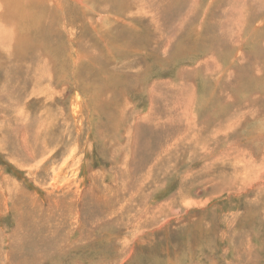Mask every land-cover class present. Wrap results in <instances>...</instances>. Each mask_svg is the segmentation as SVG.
Masks as SVG:
<instances>
[{"label":"rangeland","instance_id":"rangeland-1","mask_svg":"<svg viewBox=\"0 0 264 264\" xmlns=\"http://www.w3.org/2000/svg\"><path fill=\"white\" fill-rule=\"evenodd\" d=\"M185 1L162 29L167 0L106 6L116 56L72 0L5 35L0 264H264V0Z\"/></svg>","mask_w":264,"mask_h":264},{"label":"bare ground","instance_id":"bare-ground-1","mask_svg":"<svg viewBox=\"0 0 264 264\" xmlns=\"http://www.w3.org/2000/svg\"><path fill=\"white\" fill-rule=\"evenodd\" d=\"M2 0H0V5H1V3L3 2H1ZM8 1H10V0H8ZM64 1V0H63ZM62 0H17V2L16 3H14V5L17 7H14L13 9L14 10H12L11 9V11L9 10V12L6 14V16H4L3 14H0V19H2V20H4L5 19V24H4V26H3V28H0V35H1V38H0V46H2V44H5L6 46L8 45L9 46V44H15L16 42H18V40H20V37L18 38V34H16V36H17V40H15L14 39V41H13V38H11V40H9L5 35H8V33H11V36H13V35H15V32H14V29L20 34V31H22V30H30V29H32L31 27L32 26H36L37 28H38V26H40V24H42L41 23V21H42V19H44V21H43V23L44 22H46V24L48 23V20H49V16H47V15H45V12H44V7H49V6H51V7H57L58 9H60V11L63 13L64 11H65V4H64V2H63ZM74 3H76L77 5H79L80 7H84V9H85V11H87V12H91V13H95V14H97V15H99L100 17H99V24H98V31L100 32H103V34H99V38L103 41V48L105 49V51H108L110 54H112L113 56H116L115 54H114V51H113V48H112V41L110 40V39H105V38H103L104 37V35H107V34H109V32H111L112 30H113V26H112V22H113V20H112V17H111V15H110V13H108V12H103V10L105 9V7L106 6H108L109 4H113V3H115L116 2V4H120L119 2H118V0H113V1H108V0H102V2L100 3V5L99 4H96L93 0H91L92 2H90V0H72ZM184 1V0H183ZM182 0H167V5H162V7H161V10H160V12H159V16H158V18H156L157 16H155V18L154 17H152V19H153V21L156 23L157 21H158V19H159V22H157L158 24H159V26H160V28L163 26V25H170V26H172L173 24H175L176 22L173 20H171V16L172 15H174L176 12H175V10L173 9V7H175V5L177 6L176 8H178V7H181V8H178V9H180V10H178V12H179V15H178V17H177V19H182L183 18V15H182V13L184 12V10H185V5L187 6V3H186V1H185V3L183 2ZM256 1V2H255ZM259 0H254V2H255V4L258 2ZM207 2H208V0H207ZM216 2V1H215ZM254 2H252V4L254 3ZM210 3H212V0H210ZM210 3H208V4H210ZM228 3V2H227ZM232 3V2H231ZM230 3V4H231ZM251 4V5H252ZM254 4V5H255ZM7 6H8V4H7ZM13 6V5H12ZM209 6H211V5H209ZM42 8H43V10H42ZM49 9V8H48ZM158 10V9H157ZM156 10V11H157ZM84 12V11H83ZM149 15V14H148ZM155 15H157L156 14V12H155ZM63 17L65 16V14L64 15H62ZM67 16V15H66ZM175 16H176V14H175ZM6 17V18H5ZM205 18H206V15H204V16H202V20H203V22H205L204 20H205ZM122 18L120 17V20H121ZM176 19V18H175ZM193 19V18H192ZM196 19V18H195ZM157 20V21H156ZM201 20V21H202ZM72 21H74V20H72ZM76 21V20H75ZM177 21V20H176ZM191 21V20H190ZM198 21V20H197ZM178 22V21H177ZM16 23H17V26H16ZM194 23H196L195 21H194ZM202 23V22H201ZM129 24L131 25V28L132 27H136L137 26V23H135L134 21H130L129 22ZM158 24H157V26H158ZM177 24V23H176ZM175 24V25H176ZM185 24V23H184ZM204 24V23H203ZM8 25V26H7ZM12 25V26H11ZM49 26H50V24H48ZM139 25V24H138ZM193 25V24H192ZM202 25V24H201ZM129 26V25H128ZM169 26V27H170ZM191 26V25H190ZM200 26V25H199ZM35 27V28H36ZM41 27V26H40ZM202 27V26H201ZM257 26H255V28H256ZM14 28V29H13ZM62 28L65 30V28H64V26H62ZM74 28V27H73ZM79 28H81V29H84L85 27L84 26H81L80 25V27ZM159 28V29H160ZM166 28V27H165ZM11 29V30H10ZM52 29V28H51ZM162 29V28H161ZM161 29L159 30V34L160 35H162L161 34ZM197 29V28H196ZM133 30V29H132ZM169 30V29H168ZM2 31H3V34H4V36L7 38V39H5L4 37H3V35H2ZM31 31V30H30ZM137 31V30H136ZM192 31V30H191ZM199 32V31H198ZM33 35V34H32ZM76 35H77V32L76 31H74V32H71L70 34H69V36H68V38H69V42H70V44L71 45H74V43H79V44H82L84 41L86 42V44L84 45V56H86V57H91V55L92 56H94V57H96L97 55H98V52H97V44H93V43H91L92 41L90 40V39H88V38H86L85 37V39H84V37H81L80 38V40L78 39L77 40V38H76ZM164 35V34H163ZM14 37V36H13ZM160 37H162V36H160ZM127 39V38H126ZM125 39V40H126ZM172 39V38H171ZM226 43V42H225ZM88 44V45H87ZM231 44V43H230ZM99 47V46H98ZM127 47H128V45H127ZM129 47H130V45H129ZM3 47H1V49H2ZM5 48V47H4ZM14 48V47H13ZM103 50V49H102ZM168 50V49H167ZM14 51H16V50H14ZM13 50L11 51L12 53L14 52ZM169 51V50H168ZM15 54V53H14ZM96 55V56H95ZM24 56H26V55H24ZM28 56V55H27ZM72 56V55H71ZM18 57V56H17ZM34 58V57H33ZM32 58V59H33ZM81 58H82V55H81V53H79V52H76V54L74 55V56H72V60L74 61V63H75V65H77L78 63H79V61H81ZM28 59V58H27ZM30 59V58H29ZM1 60V59H0ZM17 60V59H16ZM25 60V59H24ZM23 60V61H24ZM23 61H21V62H23ZM28 61V60H27ZM26 61V62H27ZM205 61V60H204ZM30 62V61H29ZM206 62V61H205ZM25 64H27V63H25ZM31 64H34L35 65V63H31ZM196 64H198V63H196ZM22 65V64H21ZM23 65H24V62H23ZM22 65V66H23ZM28 65V70H29V68L31 69V67H29L30 66V63L29 64H27ZM39 65H40V63H39ZM21 66V67H22ZM201 66V65H200ZM21 67H19V68H21ZM24 67V66H23ZM27 67V66H26ZM197 67V66H196ZM18 68V69H19ZM34 68V67H33ZM32 68V69H33ZM38 68V67H37ZM39 68H41V67H39ZM38 68V69H39ZM26 68L24 67V69H21L22 71L21 72H23V70H25ZM37 69V70H38ZM42 69V68H41ZM36 70V71H37ZM40 70V69H39ZM199 70V69H198ZM211 70V69H210ZM31 71V74H32V70H30ZM179 71V70H178ZM181 71H182V69H181ZM18 72V71H17ZM16 72V73H17ZM24 72H26V71H24ZM40 72H41V70H40ZM46 71H44V73H45ZM202 72H203V70H202ZM209 72V71H208ZM9 73V72H8ZM20 73V72H19ZM28 75H31L30 74V72L28 71ZM35 73H37V72H34V74ZM179 73V72H178ZM181 73V72H180ZM15 74V73H14ZM13 74V75H14ZM22 74V73H21ZM25 75H23V76H26V73H24ZM34 74H33V76H34ZM46 74H47V72H46ZM204 74V73H203ZM17 75V74H16ZM15 75V76H16ZM42 75H44V74H42ZM183 75V74H182ZM186 75V74H185ZM202 75V74H201ZM205 75V74H204ZM6 76V75H5ZM11 76V75H10ZM19 77V76H18ZM21 77V76H20ZM35 77H38V76H35ZM30 78V77H29ZM44 78V77H43ZM8 79V78H7ZM25 79H26V77H25ZM32 79H34V78H32ZM31 79V80H32ZM36 79V78H35ZM188 79V78H187ZM9 80V79H8ZM15 80V79H14ZM27 80H28V78H27ZM169 80V79H168ZM167 80V81H168ZM4 81V80H3ZM3 81H2V83H3ZM5 81H6V79H5ZM26 81V80H25ZM46 81V80H45ZM161 81V80H160ZM160 81H158V82H160ZM164 81V80H163ZM178 81V80H177ZM33 82H34V80H33ZM32 82V83H33ZM41 82H42V80H41ZM176 82V81H175ZM165 83V82H164ZM6 84V83H5ZM28 84L31 86L32 84H30L29 82H28ZM16 85V84H15ZM36 85V84H35ZM35 85H33V86H35ZM40 85H42V84H40ZM159 86H160V84H159ZM42 87V86H41ZM171 87V86H170ZM174 86H172V88H173ZM182 87V86H181ZM185 87V86H184ZM171 88V89H172ZM177 88V87H176ZM33 89V88H32ZM162 89V88H161ZM175 89V88H174ZM190 89V88H189ZM179 90V89H178ZM154 91V90H153ZM184 91H186V90H184ZM40 92V91H39ZM39 92H37V93H39ZM162 92V91H161ZM177 92V91H176ZM36 93V92H35ZM163 93V92H162ZM40 94V93H39ZM42 94V93H41ZM175 93H172V92H169V93H167V94H162V96H164L165 97V101L166 100H170V99H172V102H176L175 100H176V98H174L175 97V95H174ZM34 95V94H33ZM156 95V94H155ZM159 95H161V94H159ZM158 95V96H159ZM39 96V95H38ZM37 96V97H38ZM162 96H160V97H162ZM46 97H48V96H46ZM156 97V96H155ZM159 97V98H160ZM181 97V96H180ZM187 97V96H186ZM175 100H174V99ZM189 98V97H188ZM46 99V98H45ZM156 99V98H155ZM157 100V99H156ZM155 100V101H156ZM161 100H162V98H161ZM39 101V100H38ZM43 101H45V100H43ZM42 100H41V102H43ZM47 101V100H46ZM159 101V100H158ZM190 101V100H189ZM160 102V101H159ZM190 103V102H189ZM151 104V103H150ZM163 104V103H162ZM169 104V103H168ZM180 104V103H179ZM186 104V103H185ZM160 105V104H159ZM189 105V104H188ZM166 106H167V104H166ZM157 107H158V105H157ZM159 107H161V106H159ZM173 107V106H172ZM171 107V108H172ZM176 107H177V105H176ZM25 108V107H24ZM170 108V107H169ZM187 108H188V106H187ZM163 109H164V107H163ZM174 109H175V106H174ZM184 109H186V108H184ZM183 109V110H184ZM162 110V109H161ZM170 110V109H169ZM176 110V109H175ZM96 111V110H95ZM171 112V111H170ZM23 113V112H22ZM172 113V112H171ZM158 112L157 113H155L154 114V116L156 117V118H158ZM163 114L164 113H161V116H163ZM153 116V117H154ZM160 116V117H161ZM165 116H166V114H165ZM164 116V117H165ZM152 117V114H150V119H152L153 118ZM167 117V116H166ZM169 119L167 120V121H169V120H171V117H170V114H169V117H168ZM160 119V118H159ZM166 119V118H165ZM173 119V118H172ZM174 120V119H173ZM257 122L259 123V124H257V129L260 131V132H264V120H257ZM149 125H152V124H148V126ZM160 125V124H159ZM163 125V124H162ZM153 126V125H152ZM156 126V125H155ZM164 126V125H163ZM150 127V126H149ZM166 127V126H165ZM168 127V126H167ZM154 128V127H153ZM151 129H152V127H151ZM161 130V129H160ZM166 130V129H165ZM140 135V134H139ZM175 138V137H174ZM169 150V149H168Z\"/></svg>","mask_w":264,"mask_h":264}]
</instances>
